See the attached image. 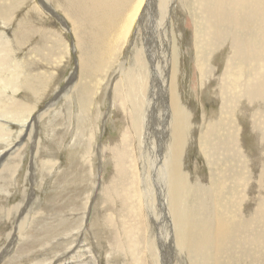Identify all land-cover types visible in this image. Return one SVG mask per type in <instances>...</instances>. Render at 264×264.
I'll list each match as a JSON object with an SVG mask.
<instances>
[{
    "label": "rangeland",
    "instance_id": "374dc122",
    "mask_svg": "<svg viewBox=\"0 0 264 264\" xmlns=\"http://www.w3.org/2000/svg\"><path fill=\"white\" fill-rule=\"evenodd\" d=\"M81 2L0 0V264H159L153 233L161 264H264V93L247 97L248 86L264 81L262 19L245 29L254 52L238 55L230 72L229 42L197 45L204 22L196 0H173L166 15L154 8L136 45L139 19L130 26L124 11L138 0L101 31ZM141 51L150 84L139 137L130 76ZM174 61L175 94L192 128L182 166L194 186L181 193L179 210L195 235L212 216L225 231L222 240L199 235V249L193 237L189 250L178 242V198H168L166 166L157 170Z\"/></svg>",
    "mask_w": 264,
    "mask_h": 264
},
{
    "label": "bare ground",
    "instance_id": "6f19581e",
    "mask_svg": "<svg viewBox=\"0 0 264 264\" xmlns=\"http://www.w3.org/2000/svg\"><path fill=\"white\" fill-rule=\"evenodd\" d=\"M91 0H82L81 2V10L83 11L82 15H84L86 13V10H88V13L94 12L97 13L98 15L95 16V20L93 19V26H97L100 31L101 30H106L107 27L111 28V26L114 24V22L116 21V17L117 14L119 13V15L123 12L122 9L129 7L130 1L131 0H96L95 4H92L90 2ZM137 1V0H136ZM89 2V3H88ZM173 2V0H138V2L135 5V8H133L132 6V10L130 11H124V15L125 18L127 20H129V24L130 26L134 23V21H136L137 19H139V25H137V28H135L134 31V39L132 41L133 45H136L138 43V37L140 36V31H142V27L144 25V23L146 22V19L148 17V15L150 14V12L152 10H154V8H158L161 12V15H166L167 10L170 6L171 3ZM135 3V2H134ZM198 6H200V10H202L203 16H202V21L204 22V25H202V22L200 24V30L196 29L197 34L195 32V38L196 35L198 36L200 42H198V47H202L203 46V42L204 43H208L211 46H215L214 44L217 45L218 40L221 41H226L229 42V47L232 48V52L230 53L232 54V57L229 61H228V66H227V70H230V72L233 70L234 64L233 63L235 61V59L238 58V55L243 56V55H247V54H251L252 50H254L255 48V41L254 39L251 37V33L250 31L248 32L249 25H252V23H254L255 19L258 22V17L262 19L263 24H264V0H196V2ZM194 3V4H195ZM47 5V3H46ZM194 6V5H193ZM131 7V6H130ZM176 8V6H175ZM174 8V9H175ZM194 8V7H193ZM196 8V7H195ZM51 9V8H49ZM52 10V9H51ZM198 10V9H197ZM120 11V12H119ZM199 11V10H198ZM54 12V11H53ZM153 12V11H152ZM242 12L244 13V15L242 14ZM200 14V13H199ZM124 15L121 16L124 17ZM174 15V14H173ZM177 16V15H176ZM242 16L244 17L243 21L241 22V18ZM119 17V16H118ZM149 18V17H148ZM63 19V18H62ZM119 19V18H118ZM197 20V18H196ZM124 21V19H123ZM162 21V20H160ZM164 21V20H163ZM199 21V19H198ZM201 21V18H200ZM137 22V21H136ZM171 23V22H170ZM192 23V22H191ZM89 24V23H88ZM259 25V24H258ZM135 26V25H134ZM128 27V26H127ZM251 27V26H250ZM92 28V27H91ZM125 28V26H124ZM123 28V29H124ZM238 29H240L241 31L244 32H238ZM255 29V28H254ZM166 30V29H165ZM260 30V29H259ZM89 31V30H88ZM123 31V30H122ZM121 31V32H122ZM200 31L203 33L202 36H200ZM262 31V30H261ZM120 32V31H119ZM126 32V31H124ZM170 32V31H169ZM201 33V34H202ZM92 34V33H91ZM94 34V33H93ZM98 34V33H97ZM123 35V34H122ZM206 38V40L204 41L202 38ZM263 37V36H262ZM100 38V37H99ZM173 38V37H172ZM123 40V39H122ZM256 40V39H255ZM119 42V41H118ZM119 44V43H118ZM143 44V43H142ZM146 44V43H145ZM196 44V43H195ZM207 44V45H208ZM221 44V42H220ZM219 45V44H218ZM150 46V45H149ZM258 46V45H257ZM263 51H264V41H263ZM118 47V46H117ZM137 46H135L136 48ZM205 47V46H204ZM208 47V46H207ZM210 47V46H209ZM259 47V46H258ZM258 47H256L258 49ZM134 48V46H133ZM140 48H142L140 46ZM139 48V49H140ZM150 48V47H148ZM216 48V47H215ZM132 49V48H131ZM202 49V48H201ZM213 49V48H212ZM175 50V49H174ZM261 50V49H260ZM210 51V50H209ZM262 51V50H261ZM201 52V50H200ZM204 52V51H203ZM260 53V51H258ZM140 53H142L141 55L137 54V64L138 66H140V68H138V72H137V76H130V80H131V88L133 89L131 93L135 94V101L133 102V107H132V112L133 115H136V119H135V128L136 131L140 137L142 129H143V124H142V118L141 115L144 114V109L146 111H148V107L146 106V99H147V91L149 90L148 85L150 84L149 82V69H148V61L145 60L143 57V51H141ZM175 53V52H174ZM173 53V54H174ZM199 53V52H198ZM172 54V55H173ZM209 54V53H208ZM207 54V56H208ZM254 54V53H253ZM261 54V53H260ZM203 55V54H202ZM201 55V56H202ZM259 55V54H258ZM205 56V55H204ZM146 57V56H145ZM203 57V56H202ZM230 57V56H229ZM242 58V57H241ZM254 58V57H253ZM256 58V57H255ZM205 59V58H204ZM250 59V58H249ZM135 60V59H134ZM239 60V59H238ZM253 60V59H252ZM209 61V58H208ZM227 61V60H226ZM237 61V60H236ZM257 61V60H256ZM264 62V61H263ZM225 64V65H226ZM246 64V63H244ZM202 62L197 64V68L199 70H204L203 66H202ZM256 65V63H255ZM135 66V65H134ZM175 66H176V62L174 61V65H172V78L170 80V95H171V108L169 109V111H167V114H169L170 120L169 122L166 121L169 124L165 125L163 124L161 121V125L158 124L160 127H162L166 133V137L165 139L163 138L165 145H166V151L165 153H163L160 156V160H158V174L160 173V171L162 170L163 166H166V169H164V174L163 175V180H164V185L166 186V188L168 189L167 192H169V197H171V195L174 198H178V203L177 199H176V208H175V214L177 213L182 220V223H180L179 221V217H176L177 221L176 224L180 227V230L177 229V233L180 237V240L178 242H180V245L183 247L184 249L186 247V249L189 250V247L192 244V237L193 240L197 243L196 244V248H200V246L203 245V243L201 244V241L204 239H208L207 237H205L204 235L207 233L208 236L213 237V239H217L220 238L222 240V238L225 235V231H224V225L222 224V222L219 220H217V218L215 216L209 217L208 221H206L205 223V230L204 232H199L196 235L194 234V230L193 227L190 223L189 220H187V224H184L185 221H183V217H182V213L184 214V212L181 213V211L179 210L180 207L182 208L184 205V200L180 197L181 193H185L186 192H191L193 187L190 183L189 177L187 172H185V169H183L182 163H183V154H184V147L183 145V139L184 137H186L187 135H189L191 133V127L190 130L188 128V126L191 125V120H189V114L188 111L184 108V106L181 107V105H179V99H177V96L175 94V90H176V84H175V76H174V71L175 70ZM245 66V65H244ZM136 67V66H135ZM124 68V67H122ZM209 68V67H208ZM239 68V67H238ZM135 69V68H134ZM210 69V68H209ZM128 70V69H126ZM209 71V70H208ZM124 72V71H123ZM210 72V71H209ZM208 72V73H209ZM212 72V71H211ZM224 72V71H223ZM226 72V71H225ZM206 73V74H208ZM126 74V73H125ZM205 74V75H206ZM260 74V73H259ZM128 75V74H127ZM176 75V73H175ZM204 75V76H205ZM252 76V75H251ZM171 77V76H170ZM223 77V76H222ZM235 78V76H233ZM258 78V77H257ZM222 79V78H221ZM231 79V78H230ZM253 80V79H252ZM127 81V80H126ZM165 81V80H164ZM223 81V80H222ZM225 82V81H223ZM128 84V81H127ZM166 84V83H165ZM225 84V83H224ZM227 86V83L225 84ZM129 86V85H128ZM167 88V87H166ZM238 88V87H237ZM130 89V88H129ZM154 89V88H153ZM223 89V88H222ZM153 91V90H152ZM151 91V92H152ZM155 91V90H154ZM130 93V94H131ZM247 93H248V99H252L251 96L256 94L257 97L262 95L264 93V81H259L257 87H255V85L253 84V88H250V86H248L247 88ZM129 95V94H128ZM137 96V97H136ZM253 97V96H252ZM255 97V95H254ZM253 97V98H254ZM241 98V97H240ZM244 98V97H243ZM16 103V102H15ZM143 104V105H142ZM132 106V105H131ZM149 106V105H148ZM186 107V106H185ZM16 109V108H15ZM138 109L140 110V113L143 109V113H139ZM3 110V109H2ZM184 110V111H183ZM5 112V111H4ZM23 112V111H22ZM161 113V112H160ZM164 114V113H161ZM257 115H260L259 113H257ZM257 115L255 116V119L257 117ZM15 116L17 118H19L16 114ZM21 116V115H19ZM264 118L263 116L261 118L258 119V121L260 123L264 122L261 121V119ZM20 119V118H19ZM22 119V118H21ZM34 119V117H33ZM147 121V120H146ZM29 121L25 122L23 124L22 127H28L29 126ZM149 124V123H148ZM33 124H31L30 126H32ZM163 125L165 126V128L163 127ZM188 125V126H187ZM159 127V128H160ZM169 129H168V128ZM210 129V128H209ZM163 132V131H162ZM205 132V130H204ZM207 132V131H206ZM216 133V132H214ZM263 133V132H262ZM206 134V133H205ZM208 135V134H207ZM151 136V135H150ZM157 136V134H156ZM213 137V136H212ZM146 138V137H145ZM157 138V137H156ZM143 139V138H142ZM206 140V139H205ZM232 140V139H231ZM187 141V140H186ZM212 141V140H211ZM146 142V139H145ZM158 142V141H157ZM226 142V141H225ZM233 142V141H231ZM230 142V143H231ZM235 142V141H234ZM262 142V141H260ZM264 142V141H263ZM147 144V142H146ZM162 144V143H161ZM202 144V143H201ZM143 145H144V141H143ZM204 146V145H203ZM229 146V145H228ZM236 146V145H235ZM148 148V147H147ZM150 148V146H149ZM157 148V146H156ZM203 148V147H202ZM208 148V147H207ZM234 148V147H233ZM18 149V148H17ZM17 149L11 150L9 152H6L5 155H11L12 153H14ZM232 149V148H230ZM236 150V149H235ZM238 151V150H236ZM240 152V151H239ZM1 153V152H0ZM146 153V152H145ZM162 153V152H161ZM209 153V150H208ZM236 152H234L235 154ZM239 154V153H238ZM209 156V155H208ZM234 157V155H233ZM232 157V158H233ZM236 157V156H235ZM228 158V157H227ZM231 158V159H232ZM3 159V158H2ZM121 162V161H120ZM118 163V162H117ZM123 165V163H122ZM152 165V163H151ZM120 166V165H119ZM130 167V166H129ZM263 168V166H262ZM156 170V169H155ZM263 171V170H262ZM143 183L145 184L144 187L147 191H143V194H148L150 197V193H151V181H150V173H149V167L147 166L146 162H145V168H143ZM190 175V174H189ZM162 177V176H161ZM161 179V178H160ZM161 179V180H162ZM152 180V179H151ZM171 190V191H170ZM203 190V189H202ZM135 197V196H134ZM154 199V198H153ZM215 199V198H214ZM148 200V199H147ZM150 200H152L150 198ZM149 201V200H148ZM175 201V200H174ZM216 201V200H215ZM242 201V200H241ZM174 203V204H175ZM202 203V202H201ZM197 208V207H196ZM150 212L152 211V217L154 219L159 218V214L155 212V210L153 211L151 208L149 209ZM166 210V208L164 209ZM157 211V210H156ZM167 211V210H166ZM184 211V210H183ZM187 212V211H186ZM185 212V213H186ZM172 214V213H171ZM169 214V215H171ZM206 214V213H205ZM173 216V215H172ZM184 216V215H183ZM187 216V215H186ZM210 216V215H208ZM207 216V217H208ZM202 216H200L201 218ZM175 219V218H174ZM188 219V218H186ZM171 220V219H169ZM202 220V219H201ZM203 220H205L203 218ZM155 221V228L157 226V222ZM200 222V221H199ZM194 224V223H193ZM201 224V223H200ZM197 227V226H196ZM202 227V226H201ZM160 229V228H159ZM201 229V228H200ZM157 230V229H156ZM198 230V229H197ZM155 231V230H154ZM179 231V232H178ZM160 232V231H159ZM165 233V232H164ZM194 234V235H193ZM155 235V233H153L150 236V247L152 248H156L157 249V254L155 257L156 260H158L159 264H161V259L159 257L160 254V250L161 248H158V246L156 244H154L155 240L153 236ZM158 236V234H156ZM199 235H201V237H205L200 238ZM164 236V235H163ZM163 236H159V240L162 244V240L164 239ZM167 236V235H166ZM226 237V236H225ZM228 237V236H227ZM226 237V238H227ZM232 240V239H231ZM177 241V240H176ZM212 243V242H211ZM178 246V245H177ZM179 247V246H178ZM215 247V246H214ZM232 248V247H231ZM155 249V250H156ZM181 249V247H180ZM197 250V249H196ZM196 250L194 251V253L196 252ZM183 251V250H182ZM152 252V251H151ZM214 252V251H213ZM240 254V253H239ZM155 254L153 253V256ZM202 255V254H201ZM162 258V257H161ZM196 258V257H195ZM202 259V258H201ZM58 260V259H57ZM196 260V259H195ZM201 262V261H200ZM55 263V262H54ZM157 263V262H156ZM238 263V262H237ZM191 264V263H190Z\"/></svg>",
    "mask_w": 264,
    "mask_h": 264
},
{
    "label": "water",
    "instance_id": "95a60500",
    "mask_svg": "<svg viewBox=\"0 0 264 264\" xmlns=\"http://www.w3.org/2000/svg\"><path fill=\"white\" fill-rule=\"evenodd\" d=\"M60 18V17H59ZM60 19H62V18H60ZM63 21V20H62ZM48 105H49V103H48Z\"/></svg>",
    "mask_w": 264,
    "mask_h": 264
}]
</instances>
